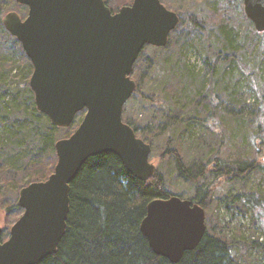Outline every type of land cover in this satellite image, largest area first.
Listing matches in <instances>:
<instances>
[{
    "label": "trees",
    "instance_id": "obj_1",
    "mask_svg": "<svg viewBox=\"0 0 264 264\" xmlns=\"http://www.w3.org/2000/svg\"><path fill=\"white\" fill-rule=\"evenodd\" d=\"M10 11L25 18L28 8L16 0H0V199L6 214L15 215V221L22 213L17 205L19 190L30 182L46 180L53 172L57 161L54 143L74 132L85 110L78 112L66 128L53 125L37 110L28 85L32 63L2 23ZM239 16L244 23L227 19L218 23L210 37V48L204 47V38L195 32L206 29L195 22L179 46L171 49L170 38L163 47H151L157 53L165 52L154 61L156 68L157 63L161 67L160 82L166 95L157 100L156 111L163 122L156 133L165 137L162 169L157 168L147 181H141L110 152L89 157L70 182L65 233L57 250L38 264H242L235 237L247 240L251 247L255 242L241 233L235 236L233 231H224L206 217L212 210V195L223 186L236 182L241 188H251L247 187L250 174L264 177V76L253 70L264 66V32L258 35L243 10ZM147 47L150 46L142 49L133 68ZM190 48H195L201 57V68L187 62L185 52ZM243 83L256 84L261 90L258 107L252 112L256 113L255 160L228 162L220 156L219 148L206 147V136L213 129L197 135L192 128L195 120L204 127H208L206 120H214L213 111L218 106L212 95L217 97L219 89L229 94L224 110L231 118L241 120L239 104L232 101L231 95ZM123 121L137 131V124L130 119ZM142 133L136 135L145 142L149 140L152 150V136L145 130ZM208 177L211 179L205 181ZM170 183L194 188L195 194L188 199L205 211L203 237L177 263L155 254L140 230L147 204L174 194ZM229 192L217 200L215 209L255 210L256 220L264 229V202L260 200L264 196L251 190ZM1 237L5 240L7 234L4 236L2 231Z\"/></svg>",
    "mask_w": 264,
    "mask_h": 264
},
{
    "label": "water",
    "instance_id": "obj_2",
    "mask_svg": "<svg viewBox=\"0 0 264 264\" xmlns=\"http://www.w3.org/2000/svg\"><path fill=\"white\" fill-rule=\"evenodd\" d=\"M25 18L7 12L2 23L32 63L29 88L37 110L61 128L85 110L79 125L54 143L56 164L43 181L18 192L21 215L2 239L0 264H38L56 252L65 233L70 182L92 156L112 153L127 172L147 181L155 172L151 145L123 121L136 89L133 65L145 46L163 47L178 22L159 0H133L112 13L103 0H16ZM245 16L264 32V0H242ZM140 230L157 255L177 263L203 237L205 211L179 195L146 206Z\"/></svg>",
    "mask_w": 264,
    "mask_h": 264
},
{
    "label": "rangeland",
    "instance_id": "obj_3",
    "mask_svg": "<svg viewBox=\"0 0 264 264\" xmlns=\"http://www.w3.org/2000/svg\"><path fill=\"white\" fill-rule=\"evenodd\" d=\"M107 1L109 6L116 10L122 5L129 4L132 0ZM164 1L170 4L174 10L181 12L184 19L182 26L170 37L169 45L171 49L182 43L183 38L187 36V32L192 30V22L206 29V31L203 32L195 29V32H199L200 37L204 38V47L206 48L212 46L213 38L210 37H212V34L215 32L214 29H216L218 23L223 19H227L232 23L236 22L237 24H242L243 22V20L240 22L241 17L239 16V13L243 10L242 0ZM195 27L197 28V26ZM195 32L193 31L194 34ZM258 35L260 36L261 33H258ZM159 53L154 51L151 47L145 48L143 57L133 68L131 78L136 82L137 92H134L125 103L122 118L125 120L130 119L132 123L138 125L136 131L137 135L143 134V130L150 133L153 138L152 144L154 146H152L149 160L155 165L156 169L158 168L161 170V163L163 159L165 160L166 152L164 146L165 137L164 135H158L156 133V130L159 128L158 124H163L161 119L157 116L158 113L156 111L159 109L157 100L165 98L166 95L162 92V84L160 82L163 78L161 74L162 70L159 69L161 67L157 63L156 68L154 63L157 56L165 52L162 51ZM167 54H170V52ZM172 55L174 54L172 53ZM185 57L189 64H194L199 68L202 67L201 57L195 48L188 49L185 52ZM161 60H163V58H161ZM253 70L257 74L264 76V66H255ZM260 91L261 90L258 89L256 84L243 83L235 93L232 92V101L237 102L240 107L239 110H241V120L237 121L233 116L231 118V115L224 110V107L228 105L227 97L229 98V94L224 93L221 89L217 90L215 93L217 97L212 95L216 99L218 106L213 111L215 114L214 120L208 119L205 121L208 127L201 126L200 122L195 120L192 131L198 135L199 131L205 132L213 129L214 131L206 136V147L214 149L219 148L220 156L226 158L228 162H252L255 160L254 140L256 133V126L253 124V120H256V113L252 112L258 107V96ZM148 141L149 140L146 142L150 144ZM168 173H170V169L167 170V174ZM169 176L172 177V175ZM210 179L211 178L208 177L205 181H209ZM169 181L172 182L171 179H169ZM259 185L262 188H258ZM247 187L251 188H241L236 182L223 186V188L212 195L211 198L214 196V199L211 201L212 210L206 213V217L207 220L218 223L224 228V231H233L235 232V236L241 233L245 239L255 242L254 246L251 247L247 245V240L243 242L242 238L235 237L234 243L237 245L240 252V255L238 254L239 256H237L240 258L242 264H264V229L259 221L256 220L255 210H248L245 212L235 207H231L229 211L224 207L218 210L215 209L217 207V200L228 194L229 191L234 193L236 191L251 190L264 196V177L255 173L250 174ZM169 189L174 192L175 195L187 199L195 194V189L190 188L188 185L181 184L177 186L171 185L170 183ZM260 200L264 202V197H260ZM2 205L3 203L0 199V226L2 227L4 236L6 234L8 236L9 228L13 224L15 215L8 216ZM261 213L264 214V208Z\"/></svg>",
    "mask_w": 264,
    "mask_h": 264
},
{
    "label": "flooded vegetation",
    "instance_id": "obj_4",
    "mask_svg": "<svg viewBox=\"0 0 264 264\" xmlns=\"http://www.w3.org/2000/svg\"><path fill=\"white\" fill-rule=\"evenodd\" d=\"M103 1L109 7V9L111 10L112 13L117 12L120 7L125 6V5H122L119 8H117L116 10H114L113 8H111L109 6V3H108L107 0H103ZM132 1L129 4H126V5H130L132 3ZM159 1L166 7V9H168L169 11L175 12L177 14V17H178V22H177L176 26L174 27V29H172L170 31V33L168 35V40H169L170 39V35L173 34V33H175L178 30V28L180 26H182L183 21H184L183 14L181 12H178V11L174 10V8H172V6L170 4H168V3H166L164 0H159ZM168 40H167V42H168ZM150 47H155V46H150Z\"/></svg>",
    "mask_w": 264,
    "mask_h": 264
}]
</instances>
